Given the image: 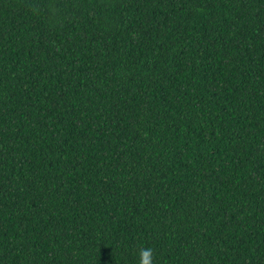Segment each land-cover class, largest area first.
<instances>
[{"label": "trees", "instance_id": "1", "mask_svg": "<svg viewBox=\"0 0 264 264\" xmlns=\"http://www.w3.org/2000/svg\"><path fill=\"white\" fill-rule=\"evenodd\" d=\"M264 264V0H0V264Z\"/></svg>", "mask_w": 264, "mask_h": 264}, {"label": "clouds", "instance_id": "2", "mask_svg": "<svg viewBox=\"0 0 264 264\" xmlns=\"http://www.w3.org/2000/svg\"><path fill=\"white\" fill-rule=\"evenodd\" d=\"M137 264H153V250L142 247L137 252Z\"/></svg>", "mask_w": 264, "mask_h": 264}]
</instances>
